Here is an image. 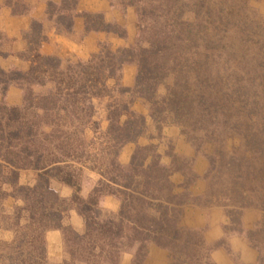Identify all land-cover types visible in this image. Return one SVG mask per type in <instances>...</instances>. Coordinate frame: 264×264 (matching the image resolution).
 I'll use <instances>...</instances> for the list:
<instances>
[{"label":"rangeland","instance_id":"1","mask_svg":"<svg viewBox=\"0 0 264 264\" xmlns=\"http://www.w3.org/2000/svg\"><path fill=\"white\" fill-rule=\"evenodd\" d=\"M141 193L175 197L187 251L81 261L82 201L134 220ZM54 200L42 264H264V0H0V264L34 263L28 219Z\"/></svg>","mask_w":264,"mask_h":264},{"label":"trees","instance_id":"2","mask_svg":"<svg viewBox=\"0 0 264 264\" xmlns=\"http://www.w3.org/2000/svg\"><path fill=\"white\" fill-rule=\"evenodd\" d=\"M73 95L74 93H66L65 97L67 96L66 98H69L64 101H69L70 97H73ZM61 111L67 114L66 107H62ZM74 114H76L77 118L80 116L77 112H74ZM128 125H132V122H126L122 126V130H119V137L122 139L123 143L127 142L130 138L132 139L137 134L136 129L133 131L131 128H127ZM56 163L58 162H54L53 164ZM25 166L29 167L30 165L27 164ZM53 167H55L54 170L58 169L56 168L58 165H54ZM32 168L44 169L45 167H39L36 165ZM51 171L52 170H44L41 178L43 185H39L40 183L38 184L39 186L37 185V188H42L44 193H50L48 190V182L50 180L49 173ZM123 178L130 181L129 176L126 174H124ZM154 178L157 180V183L162 182L161 179H158L157 175L147 177L149 182L155 184ZM61 182L69 183L66 179H62ZM129 185L130 184H125L123 187L127 188ZM129 197L130 199H133L132 196L129 195ZM142 197L145 198L146 196L141 193L139 199L134 198L136 202L142 201V203L140 202V207H133V209L137 211L135 214L137 217L134 220H130L124 214V209L126 210V206H128L125 199H123L125 207L120 210L118 216L115 219H109L107 221L98 219L99 212L94 207L95 205L93 200L90 202L82 201L83 205L81 207V212L86 215V220L84 222L85 231L82 235L73 234V238L71 240L72 243L74 242L77 245V247H81L82 243H86V245H88L85 249L87 251H85L86 257L85 255H82V257H80L81 261L84 260V262L88 263L90 260L94 262L95 259H101L102 261H105L104 263H113L118 254L117 252H119V246L122 245L121 241L124 239H127L130 245L137 244V256L141 255L143 248L148 243L156 244L166 250L169 249L171 253L173 252V257L174 255H177L179 258L181 252L183 253L187 251L185 250L187 247L181 246H179V249L176 250V246L183 240L179 235V233H182L183 230L177 228L176 224L173 222V217L171 216L173 211H175L174 207L179 205V203H176V199H174L175 197H172L173 202L172 199H162V197L150 198L149 203L154 201L157 203L156 205H153L154 207L152 208L149 206L151 204H145ZM43 201L44 198L41 197L40 203H43ZM90 214L92 216H90ZM60 219L61 214L55 207V200L47 207L41 208L40 213L31 211L28 219L32 223L30 229L31 235L28 236V239L26 238L24 240V242H26V244H28L31 248L30 251L27 248L28 252L35 251L37 253L34 263L31 261V264H42L41 262L44 260L43 247H41L42 243H40V236H37V232L41 233L45 229L58 228ZM125 223L129 225V231L127 233H124L125 229L123 228V225ZM29 256L31 255L29 254Z\"/></svg>","mask_w":264,"mask_h":264},{"label":"crops","instance_id":"3","mask_svg":"<svg viewBox=\"0 0 264 264\" xmlns=\"http://www.w3.org/2000/svg\"><path fill=\"white\" fill-rule=\"evenodd\" d=\"M66 191H70L71 192V190H70V188L69 187H62L61 188V192H66ZM83 192H85V194H87L88 192H89V189H87V190H83ZM76 216V215H75ZM76 220V217H74V216H72L71 215V221H67L66 222V226H70V227H73L74 228V230H76V231H78V232H80L81 231V229H82V225L81 224H77V228H76V226L74 225V221Z\"/></svg>","mask_w":264,"mask_h":264}]
</instances>
